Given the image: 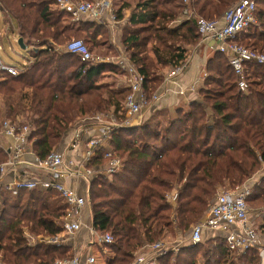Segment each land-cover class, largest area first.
I'll return each mask as SVG.
<instances>
[{
    "label": "trees",
    "instance_id": "16d2710c",
    "mask_svg": "<svg viewBox=\"0 0 264 264\" xmlns=\"http://www.w3.org/2000/svg\"><path fill=\"white\" fill-rule=\"evenodd\" d=\"M238 1L190 0L188 5L197 17L221 19ZM55 2L0 0V8L16 20L19 37L31 52L17 76L1 72L0 117L31 128L34 153L40 159L61 146L67 136L71 139L73 128L84 117L112 113L123 118L129 94L128 87L104 80L110 73L124 75L117 64L83 61L63 47L73 34H80L94 53L108 41L107 29L90 18L74 27L68 21L72 13ZM258 5L257 24L240 32L235 41L264 52V8H260L264 0H258ZM186 6L183 0H133L115 9L118 19L124 17L125 9H131L122 48L144 75L149 95L162 82L163 69L187 60L189 47L202 37L196 18L173 23ZM246 68V92L237 78L209 74L197 99L179 107L176 115L154 110L142 123L114 130L109 147L122 159L117 172L102 173L108 147L96 150L88 165L95 172L89 179L87 206L93 229L113 237L105 244L111 252L105 264H131L144 247L162 241L174 226L189 229L204 217L219 190L240 187L262 169L264 65L248 63ZM6 159L0 149V163ZM263 187L252 186L249 204L258 199L264 202ZM171 191H176L174 202L168 200ZM66 208L64 199L51 188L23 191L15 197L0 194L2 259L9 264H53L67 254L71 258L69 246L44 241L31 244L24 233L27 228L34 235L61 234L60 220ZM259 228L264 233V222ZM207 242L220 264L238 260L262 264L259 246L242 253L230 251L225 237L217 233ZM203 243L186 242L178 253L167 252L158 262L196 264Z\"/></svg>",
    "mask_w": 264,
    "mask_h": 264
},
{
    "label": "built area",
    "instance_id": "2783aa9c",
    "mask_svg": "<svg viewBox=\"0 0 264 264\" xmlns=\"http://www.w3.org/2000/svg\"><path fill=\"white\" fill-rule=\"evenodd\" d=\"M187 5L180 18L173 23L179 24L182 20L196 18L198 31L203 39H211L216 43L218 53L227 56L232 77L238 79L239 87L242 91H248L249 85L246 80V65L257 63L264 65V52L242 45L235 41L240 32L245 31L249 26L257 24L256 12L259 8L258 0H239L231 5L221 19H207L197 17L194 10L188 5L190 0H183ZM56 6L68 10L80 20L88 17L93 20L101 21L107 13H112L113 18L117 17L113 12L111 0H56ZM65 49L80 56L81 60H96L97 62H112L118 64L125 74L126 85L129 94L123 105L124 117L118 119L114 114H98L94 118L100 122L105 117L110 118L106 124L100 127L97 136L89 138L85 143V150L77 157V160L67 158V152L77 150L83 137V131L78 129L74 132L68 144L62 150L55 149L49 155L40 159L35 156L33 144L35 140L30 138L31 128L28 125H19L9 118L0 117V149H2L7 159L0 163V194L9 193L11 197L18 196L23 191L34 189L51 188L57 192L65 201L67 208L61 218V226L69 235L76 234L84 226L83 210L87 206L88 192L80 194L78 187H70L64 181L74 179L76 182L90 179L94 174V169L88 165L96 154V150L107 146L104 158L106 165L100 170L105 175L113 174L122 167V159L115 155L114 150L109 147L111 134L114 130L122 127L134 126L144 121L143 110L152 102L159 98L158 93L149 95L146 91V79L138 68L130 62L127 56L118 57L102 56L92 53L87 44L82 39H73L67 43ZM115 58V60H113ZM187 60H183L178 66L172 67L167 80H171L181 74L187 67ZM0 71L8 72L17 76L20 72L19 67H14L3 63L0 57ZM206 76V74H205ZM196 90V85L192 86ZM10 139V140H7ZM28 155L34 157L33 160ZM39 170L42 174L35 176V172L30 169ZM43 173L45 175H43ZM10 175V180L6 176ZM252 190L247 185L237 188H227L218 191L216 197L211 202L204 217L193 224L187 242L199 244L204 240V231L210 230L213 233L221 234L225 237L230 251L246 252L249 249L259 246L260 257L264 264V247L261 246V238L258 229L251 223V207L248 198ZM168 200L174 201L172 195H168ZM97 233V243L102 248L105 244L111 243L113 237L110 233ZM31 244H36V240L29 239ZM58 236L52 237L50 243H59ZM184 242L177 244H165L157 241L149 247L154 249L156 254L149 256L138 254L131 264H159L158 258L167 252L178 253ZM98 260L94 255H89L85 259L80 255H73L69 259H59L53 264H97ZM0 264H9L2 259L0 254Z\"/></svg>",
    "mask_w": 264,
    "mask_h": 264
},
{
    "label": "crops",
    "instance_id": "0c3cea01",
    "mask_svg": "<svg viewBox=\"0 0 264 264\" xmlns=\"http://www.w3.org/2000/svg\"><path fill=\"white\" fill-rule=\"evenodd\" d=\"M111 1L113 4V12H115V9L118 6L117 4L120 2V0H111ZM130 15H131V9L128 8L125 9L124 17L122 19L117 18L115 20L112 16V13H107L103 16L101 21L96 20L99 23V25L107 29L109 34L108 41L101 43L100 47H103L105 44H108V46L111 49L117 47L121 50L120 53H116L113 55H107V54H99V55L110 56V57H118L120 55L127 56V54L124 52L122 48L121 40L123 36L124 27L129 23ZM86 19L89 18L88 17L81 18L79 22H83V20ZM15 31H18V25L16 20L13 19L5 10L0 8V47H2L4 40L10 38V35ZM101 38H102V34H99L98 39ZM188 52H189L187 57L188 64L186 69L181 74H178L176 77L172 78L171 80H167V76L173 66L166 67L163 69L162 82L160 83L159 86L155 87V91H154L155 93L159 94V98L156 102H152L144 108L143 116H142L144 119L149 118L154 110H164L167 111L172 116L176 115V112L177 110H179V107H185L192 100L197 99L196 96L198 95V90L201 87L204 78L209 73L212 74L216 73L217 75L226 74L225 67H228L227 72L230 74V76H232L228 62V57L217 52L216 43L214 40L203 39L201 37L199 42L196 43L192 48V50H189ZM113 60H115V58ZM112 63L115 62L112 61ZM120 76L123 80L122 82L119 81V85H120L119 87L122 86L127 87L125 81V74L124 75L122 74ZM195 85H196V90H192V86ZM109 121L110 118L107 117H105L104 121L102 122L95 119L94 117L93 118L84 117L80 119L78 125L72 130L73 134L78 129H81L83 131L82 134L83 137L80 142V147L77 150L68 151L67 158L72 160H77V157L80 155V153H82L83 150H85L86 141L93 136H97L100 133V129H101L100 127L102 126V124H106ZM69 140H70L69 136L64 138L59 150H62L64 146L68 144ZM28 158L31 160L34 159V157L31 155H28ZM30 171L35 172L37 174L39 170H36L35 168L32 167ZM43 175L45 174L43 173ZM11 177L13 176L7 175L6 180H10ZM64 182L70 187H78L80 194L86 196L89 188V179L81 180L79 182H76L74 179H67ZM175 194L174 195L171 194V195L174 197ZM83 223L84 226L82 227V229L79 230L74 235H69L65 231H63L61 234L56 235L59 237L60 241L59 243H52V244L54 245L62 244L69 246L70 250L71 251L73 250L75 252L73 255H80L82 256L83 259H85L89 255H94L92 252L95 251L98 243L96 241L97 233H94L92 230L93 229L92 213L90 206H86L85 209L83 210ZM24 233L29 239H31V241L35 239L36 240L35 243H39L43 241L49 242L50 239L52 238L43 235H34L30 233L27 228H24ZM168 235L169 233H167L165 237H167ZM215 235L216 234L210 230L204 231V238L206 239H209ZM165 244H168V242H165ZM142 253L143 254L146 253V255L149 256H153L156 254L155 250L150 248L149 246L144 247L141 250L140 254ZM97 264H105V263L98 260Z\"/></svg>",
    "mask_w": 264,
    "mask_h": 264
},
{
    "label": "rangeland",
    "instance_id": "374dc122",
    "mask_svg": "<svg viewBox=\"0 0 264 264\" xmlns=\"http://www.w3.org/2000/svg\"><path fill=\"white\" fill-rule=\"evenodd\" d=\"M124 1H133V0H120V2L117 5L119 6L121 4V2H124ZM260 8H264V5H261ZM68 21L71 22L74 27L78 26L80 24L79 20H75V17H73V16L71 19H68ZM18 39H19L18 31H15L14 33H12L10 35V38H7L6 40H4L2 47H0V57L3 61V63H5L7 65L14 66V67H19L21 65H25L27 63V60L30 59V57H31L30 48L29 47L26 49L22 48L18 43ZM73 39L84 40L83 37H80V34L78 36L73 34L72 37L68 41L73 40ZM66 45L67 44L65 43L63 47L65 48ZM194 45H191L189 47V49L192 50ZM93 51L96 54H107V55L116 54L115 50L113 48L111 49L108 46V44H105L103 47L95 48ZM225 66H226V64H225ZM225 68H226V70H225L226 74H224L223 76H225V77L229 76L230 77V74L227 72L228 67H225ZM1 72L2 71H0V76H1ZM209 74H212V73H209ZM212 75L217 76L216 73H213ZM104 80L106 82H110V84H112L114 86H120L119 81L122 82L123 79L121 78L120 75L110 73L107 75L106 79H104ZM196 97H198V95ZM109 114H112V113H109ZM117 118H119V117H117ZM144 120H146V119H144ZM56 149H60V144H59V146L56 147ZM262 175H264V166L262 167V169L258 173H256L253 176V178L251 180H249V182H246V184L244 183L243 185H247L250 188H252V186L259 185V184L260 185L263 184V186H264V181H262L263 179H261ZM227 188H231V187L227 186ZM171 194L174 195L175 191H171ZM250 207H251V213H250L251 223L256 228H258L264 222V202L261 199H258L257 201L252 200L250 202ZM192 225H191V227H192ZM191 227L187 230H183L180 228L178 229L176 226H174V228L172 229L173 232L169 233V235L167 237H165V240L163 239L162 241L168 242V244H171V245L177 244L179 242L186 243L188 240L190 231H191ZM258 231L260 233L261 246L264 247V233L262 232V230L260 228L258 229ZM207 241H208V239L204 238V243H203L204 247L201 248L200 252L197 254L196 264H209V263L220 264V259H219L218 255H212V252L210 251V245ZM71 252H72V255L75 253L73 250ZM92 253L101 262H104V260H106V257L109 254H111V252L107 248H102L100 245H97V248ZM67 258H68V254L66 256L61 257V259H67ZM235 264H242V262L240 260H238L237 262H235Z\"/></svg>",
    "mask_w": 264,
    "mask_h": 264
},
{
    "label": "water",
    "instance_id": "95a60500",
    "mask_svg": "<svg viewBox=\"0 0 264 264\" xmlns=\"http://www.w3.org/2000/svg\"><path fill=\"white\" fill-rule=\"evenodd\" d=\"M18 43H19V45H20L22 48H24V49L27 48V46L24 44V40H23L22 37H19V39H18Z\"/></svg>",
    "mask_w": 264,
    "mask_h": 264
}]
</instances>
